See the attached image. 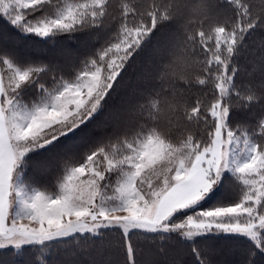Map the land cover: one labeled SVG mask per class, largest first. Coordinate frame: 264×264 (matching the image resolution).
Returning <instances> with one entry per match:
<instances>
[{
  "label": "snow or ice",
  "instance_id": "obj_1",
  "mask_svg": "<svg viewBox=\"0 0 264 264\" xmlns=\"http://www.w3.org/2000/svg\"><path fill=\"white\" fill-rule=\"evenodd\" d=\"M261 32L264 0H0V264H264Z\"/></svg>",
  "mask_w": 264,
  "mask_h": 264
},
{
  "label": "trees",
  "instance_id": "obj_2",
  "mask_svg": "<svg viewBox=\"0 0 264 264\" xmlns=\"http://www.w3.org/2000/svg\"><path fill=\"white\" fill-rule=\"evenodd\" d=\"M165 38H166V34L165 33L158 32V33L154 34L151 43L148 45V47L145 50V54L141 57V63L142 64L146 62V60L148 59L149 54L152 52V50L155 47H157V46H159V45L164 43ZM260 38H264V32L257 33L256 37H254V40L258 41ZM136 75H137L136 73L131 74L132 79H131L130 87L142 86L136 80ZM56 258L57 257H54L53 255H48V256L45 257V260L48 262V264H51V262L54 259H56ZM20 259L22 260L23 258H20ZM185 259H186V257H185Z\"/></svg>",
  "mask_w": 264,
  "mask_h": 264
}]
</instances>
